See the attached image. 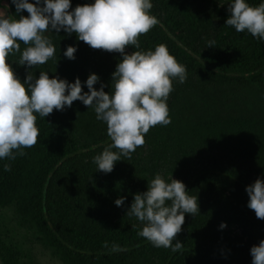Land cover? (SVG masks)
I'll return each mask as SVG.
<instances>
[{
  "label": "trees",
  "instance_id": "1",
  "mask_svg": "<svg viewBox=\"0 0 264 264\" xmlns=\"http://www.w3.org/2000/svg\"><path fill=\"white\" fill-rule=\"evenodd\" d=\"M93 2L71 0V8ZM151 2L159 23L138 38L139 48L126 46L125 52L164 45L185 66V82L173 80L167 99L171 123L150 128L130 159L121 156L104 173L93 157L111 140L91 108L74 101L37 117V143L15 160L0 161V209H12L19 226L34 232L59 264H251L250 248L264 239V220L247 207L245 191L264 180V41L226 25L228 8L215 0ZM247 2L257 6L260 0ZM0 5L18 18L11 0ZM45 35L56 52L44 65L18 64L20 52L9 58L22 83L29 71L34 78L44 71L70 83L79 78L87 92L84 81L94 73L99 81L93 87L103 83L111 91L120 53L93 49L63 30ZM209 40L214 47H207ZM68 46L77 49L75 59L63 55ZM25 47L21 42V51ZM4 164L11 170L5 172ZM157 173L166 182H183L197 197L199 213L185 214L177 252L153 247L137 234L141 222L126 215L134 195L146 191ZM18 256L0 243L1 264H20Z\"/></svg>",
  "mask_w": 264,
  "mask_h": 264
},
{
  "label": "clouds",
  "instance_id": "2",
  "mask_svg": "<svg viewBox=\"0 0 264 264\" xmlns=\"http://www.w3.org/2000/svg\"><path fill=\"white\" fill-rule=\"evenodd\" d=\"M11 4L15 6L16 19L7 14L8 5L0 8V161L15 160L18 155H24L23 149L37 143V117L44 119L54 109L71 107L74 101L91 108L96 120L106 125L111 143L93 157L97 171L104 173H110L121 156L130 159L144 145L150 128L171 123L167 99L173 91V80L185 82V66L164 45L131 55L125 52L126 46L139 48L138 38L159 23L150 12L151 0H94L75 8H71V0H11ZM22 10H26L27 17L19 15ZM228 12L226 25L264 41V0L257 6L247 0H231ZM53 30L75 33L79 41L93 49L122 55L112 74L109 93L104 91L103 83L99 90L93 87L99 81L94 73L84 81L87 92H82L79 78L70 83L58 77L49 78L44 71L39 72L38 78L29 71L21 82L9 58L20 52L18 64L29 69L44 65L55 57L56 49L45 35ZM21 42L26 45L23 51ZM214 44L213 40L207 41V47ZM76 50L68 46L63 55L75 59ZM3 170L10 171V164H4ZM245 191L249 198L247 207L264 220V180L257 178ZM114 203L122 206L124 197ZM197 213V197L189 195L184 183L175 179L166 182L157 173L148 182L146 191L134 195L126 215L141 222L143 226L137 234L153 247L177 252L183 246L176 237L185 214L196 216ZM225 227L221 222L219 228ZM112 250L120 249L113 244ZM250 255L251 264H264V239L250 248Z\"/></svg>",
  "mask_w": 264,
  "mask_h": 264
},
{
  "label": "rangeland",
  "instance_id": "3",
  "mask_svg": "<svg viewBox=\"0 0 264 264\" xmlns=\"http://www.w3.org/2000/svg\"><path fill=\"white\" fill-rule=\"evenodd\" d=\"M215 1L228 8L226 0ZM0 243L19 254L20 264H59L50 252L41 247L34 232L19 226L10 208L0 209Z\"/></svg>",
  "mask_w": 264,
  "mask_h": 264
},
{
  "label": "water",
  "instance_id": "4",
  "mask_svg": "<svg viewBox=\"0 0 264 264\" xmlns=\"http://www.w3.org/2000/svg\"><path fill=\"white\" fill-rule=\"evenodd\" d=\"M1 7H2V6L0 5V8H1ZM7 14H8V13H7ZM8 15H10V14H8ZM10 18H12L11 15H10ZM12 19H13V18H12ZM130 54H132V53H130Z\"/></svg>",
  "mask_w": 264,
  "mask_h": 264
}]
</instances>
